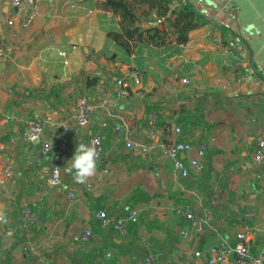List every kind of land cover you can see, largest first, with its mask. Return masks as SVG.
I'll list each match as a JSON object with an SVG mask.
<instances>
[{"label": "crops", "instance_id": "obj_1", "mask_svg": "<svg viewBox=\"0 0 264 264\" xmlns=\"http://www.w3.org/2000/svg\"><path fill=\"white\" fill-rule=\"evenodd\" d=\"M37 1V22L28 29L17 22L12 39L10 0H0V47L7 52L0 64V142L6 144L0 168L6 161L13 166L12 177L0 185V213L17 224L23 205L42 198L32 228L7 237L0 227V264H141L148 253L158 264H205L218 240L233 249L236 234L246 227L252 231V253L264 251V164L252 160L264 138V0H177L174 7L188 3L206 22L177 52L144 47L128 57L109 36L120 25L101 9L104 0ZM175 19L162 23L153 12L142 26L169 30ZM230 41L237 43L233 50ZM169 42H176L174 35ZM61 51L67 52L68 66ZM118 63L142 72L143 98L131 94L126 103L115 102L110 90ZM243 74L247 77L240 81ZM106 97L109 104L87 128L59 130L77 114L80 99ZM152 110L160 114L167 144L198 138L208 143L202 173L183 178L169 159L157 162L126 149V136L149 144ZM36 117L46 120L43 138L63 142L70 151L59 187L47 183L55 154L37 161L40 143L24 139ZM123 123L127 132L116 131ZM97 133L112 166L104 183L89 192L65 169L76 147ZM190 156L183 158L188 162ZM70 190L78 195L73 203ZM186 204L199 219L205 208L211 215L204 231L192 238L180 236L185 223L172 214V208ZM131 209L140 212L139 222L124 239L96 216L106 211L115 219ZM248 211L254 216L245 217ZM86 229L100 241L73 240ZM196 251L205 255L198 258Z\"/></svg>", "mask_w": 264, "mask_h": 264}, {"label": "built area", "instance_id": "obj_2", "mask_svg": "<svg viewBox=\"0 0 264 264\" xmlns=\"http://www.w3.org/2000/svg\"><path fill=\"white\" fill-rule=\"evenodd\" d=\"M11 14L7 21L10 28V37L17 38L15 26L18 25L22 29L32 27L38 20L40 15V4L37 0H10ZM74 7V5H72ZM237 47L235 41H230L228 49L233 50ZM63 59V65L68 66L67 52L61 51L59 54ZM7 58V52L0 47V64ZM116 76L113 81V87L110 93L115 98V102L126 103L131 94L138 97H144L143 91V77L142 72L133 65L118 63L116 65ZM247 74L240 77V81H244ZM184 84L188 83L187 79H183ZM110 100H90L88 98L80 99L78 103V112L71 119L64 121L59 125V130L63 133H69L73 125L79 128H87L98 111L104 109ZM46 120L42 118H34L29 121L24 132V139L28 142L40 143L36 160H46L55 154L57 162L50 168L47 183L52 187H59L62 185L63 173L62 168L70 159V151L68 147L59 141L52 139H44V129ZM107 126V124H104ZM118 132H127L128 124L123 123L121 126L115 128ZM182 130L176 128V134L181 135ZM146 134L149 139V144L145 145L130 139L126 136L125 147L128 150L141 152L146 157L157 162H163L166 158L169 159L174 169L183 177H190L191 173L200 174L204 171V159L206 157L209 145L206 141L198 138L194 143L177 140L173 144H167L165 139V132L160 119V114L157 110H152L148 116V127ZM202 134L199 131L198 135ZM199 135V136H200ZM10 141H13L11 137ZM86 145L94 146L98 153L96 166L98 171L89 178L84 187L87 191H95L100 187L106 177L111 173V162L106 155L103 148V139L100 133H97L87 139L84 143ZM6 144L0 142V157L3 156ZM191 154L189 161L186 162L184 155ZM252 160L255 165L264 164V138L259 139L252 153ZM13 175V166L6 161L0 168V185H5ZM260 181L262 191L264 193V169L260 174ZM78 199L75 190H70L68 193V201L73 203ZM42 207V198L29 201L23 205L19 214L18 223L15 224L10 218L3 213H0V227L7 237L15 236L19 231H26L32 228L38 219V212ZM140 212L137 209L129 210L125 215L113 219L106 211H99L96 216L101 221L104 227H111L121 238H126L130 235L131 226L139 222ZM172 214L185 223V228L180 231V236L183 238H192L204 231V227L211 221V215L208 209L205 208L203 220L199 219L194 208L189 205H182L172 208ZM254 213L248 211L245 217H253ZM96 237L94 231L86 229L74 235L75 242L92 243ZM146 245L149 242L141 239ZM252 231L248 227L242 229L236 234L235 246L230 248L226 240L220 239L207 251V259L205 264H264V251L257 254L252 253ZM205 254L202 251H196L195 256L202 258ZM141 264H158L157 256L153 253H148Z\"/></svg>", "mask_w": 264, "mask_h": 264}, {"label": "trees", "instance_id": "obj_3", "mask_svg": "<svg viewBox=\"0 0 264 264\" xmlns=\"http://www.w3.org/2000/svg\"><path fill=\"white\" fill-rule=\"evenodd\" d=\"M177 0H104L100 7L119 19L120 30L109 33L116 47L127 57L137 48L171 49L174 52L185 46L189 34L206 22V19L188 3L174 7ZM155 14L162 21H172V28L160 29L159 26L143 27V19ZM169 35H174L175 43L169 42Z\"/></svg>", "mask_w": 264, "mask_h": 264}, {"label": "clouds", "instance_id": "obj_4", "mask_svg": "<svg viewBox=\"0 0 264 264\" xmlns=\"http://www.w3.org/2000/svg\"><path fill=\"white\" fill-rule=\"evenodd\" d=\"M98 153L94 146L79 144L65 171L72 174L76 183L84 184L96 174Z\"/></svg>", "mask_w": 264, "mask_h": 264}]
</instances>
